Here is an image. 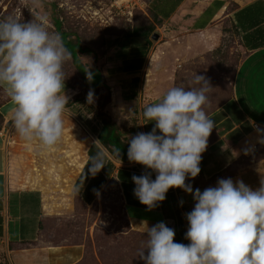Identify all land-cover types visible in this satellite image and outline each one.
I'll use <instances>...</instances> for the list:
<instances>
[{"label":"clouds","instance_id":"clouds-1","mask_svg":"<svg viewBox=\"0 0 264 264\" xmlns=\"http://www.w3.org/2000/svg\"><path fill=\"white\" fill-rule=\"evenodd\" d=\"M31 2L30 21L11 16L0 19V88L14 106L12 124L17 134L46 150L63 135V115L69 103L64 64L70 53L61 34L48 30L49 14L38 11L41 0ZM86 77L93 78L88 70ZM192 85L173 86L147 105L142 114L155 122L153 129L129 140V162L151 170L132 177L133 194L141 204L148 210L156 208L172 188L192 194L195 201L185 214L189 243L174 242L175 230L159 222L147 228L139 258L144 264H264V177L256 189L232 178L219 179L203 191H193L186 183L201 172L202 153L215 127L205 111L210 83L196 73ZM86 100L89 105L95 102L94 90H89ZM257 131L264 137V130ZM259 142L264 144V138ZM106 160L105 151L98 149L89 158L88 174L95 177ZM86 178L83 171L77 191Z\"/></svg>","mask_w":264,"mask_h":264},{"label":"rangeland","instance_id":"rangeland-1","mask_svg":"<svg viewBox=\"0 0 264 264\" xmlns=\"http://www.w3.org/2000/svg\"><path fill=\"white\" fill-rule=\"evenodd\" d=\"M156 2L158 0H41L38 9L49 14V31L58 32L55 19H59L63 29L70 33L71 40L79 39L82 46L90 48L89 52L80 54V58L90 68L100 67L107 83L99 92L94 90L93 105L109 93L111 98L107 105L111 116L117 119L120 115L118 119L122 120L125 129L137 127L136 117L118 114L116 94L122 90L130 91L134 86L132 76L122 70V63L129 58H124L126 53L123 52L130 51L131 45L125 35L134 28L150 29L154 43L145 58L144 73L147 75L144 74L141 82L142 91L149 83H152L151 87L159 85L165 90L173 86L188 88L193 86L196 73L203 75L211 86L205 105L207 114L230 97L236 68L244 56L237 35L233 33L220 34L217 41L202 50L171 48V44L166 47L164 21L158 22L154 17ZM159 3L164 4V9L172 5L170 0H160ZM31 8V0H0V19L11 16L20 22H28L33 18ZM155 33L157 39L153 37ZM199 37L195 35L190 39H195L198 44L201 42ZM158 44L160 47L156 46ZM150 58L152 63L148 66ZM64 71L68 77L65 89L69 93L75 90V96L66 107L63 135L54 147L45 150L35 140L29 143L21 139L15 130L12 131V119L5 125V117L0 111V130L5 128V134L12 136L9 139L14 142L8 145V151L12 152L7 161L8 168L12 169L11 175L17 185L41 187L44 191L45 204L48 205V216L44 218L41 233L44 242L77 245L81 255L76 264H144L139 251L146 232L130 229L118 179L110 178L91 203H86L74 187L81 173L77 167L84 160L86 147L96 136L91 131L84 133L70 118L69 109L77 107L84 113L90 108L86 100L89 89L83 84L71 54L64 64ZM166 83L171 86L167 87ZM6 99L5 90L0 88V108ZM131 137L126 138L128 143ZM104 150L113 163L122 166L118 156L106 148ZM175 239L177 243L188 244L184 236L175 234ZM0 264L3 263L0 261Z\"/></svg>","mask_w":264,"mask_h":264},{"label":"crops","instance_id":"crops-1","mask_svg":"<svg viewBox=\"0 0 264 264\" xmlns=\"http://www.w3.org/2000/svg\"><path fill=\"white\" fill-rule=\"evenodd\" d=\"M163 21L166 29V47L171 44V48L188 50L193 47L191 50H202L217 41L216 37L220 38V34L233 33L237 35L238 44L244 50V56L235 71L230 97L208 113L214 120L215 127L208 137L207 149L202 153L201 172L194 179L186 180V183L192 185L193 191H203L215 186L219 179L232 178L234 182L242 180L253 189L259 188L264 177V144L259 142L264 137L257 131L258 128L264 130V0H180ZM195 35L201 36V42L198 44L195 39H190ZM174 39H178L176 45ZM156 46L160 47L159 44ZM152 47L154 43L145 58L149 56ZM145 58L140 69L127 71L129 68L123 67L122 70L132 76V81L135 77L140 80L137 86H131L130 91L122 90L116 94L118 114L122 113L126 117L134 115L137 127L125 129L122 120L118 119L120 115L114 119L109 106L104 109L119 126L126 143V138L133 136L136 130L137 134L151 132L155 122L144 119L143 110L147 105L157 102L172 88L165 90L159 85L151 87L152 83H149L148 88L142 91ZM152 58L148 66L152 63ZM122 64L124 66V63ZM166 86L171 85L166 83ZM132 91H137V94L132 96ZM65 93L69 101L75 96V90L69 93V90L65 89ZM13 110L14 106L7 95L0 108L6 120L5 125L13 119ZM69 112L74 124L84 133L91 131L96 136L86 147L84 160L77 167L78 172H82L89 159L88 149L98 140L94 130L97 129L98 132L101 128V117L98 115V106L93 104L84 110V113L77 107L69 109ZM4 129L0 130V261L3 264H76L81 255V249L77 245L52 244L42 240L43 221L48 216L44 191L41 187L17 185L13 180L12 169L8 168L7 161L12 153L8 151V145L14 142H11L9 138L12 136L8 137ZM14 130L12 124V131ZM97 144L105 151L99 140ZM108 158L114 162L110 156ZM120 163L122 166L114 163V172L106 179L105 184L110 178L118 179L130 229L146 232L148 227L159 222H165L168 227L175 225L174 219L166 217L161 208L162 202L158 204L159 208L148 210L136 197L135 204L126 201L118 170L124 168L138 175L148 170L129 160L121 159ZM172 193L177 200L187 231L185 214L194 207L193 195L179 188L169 189L166 195L169 197Z\"/></svg>","mask_w":264,"mask_h":264},{"label":"trees","instance_id":"trees-1","mask_svg":"<svg viewBox=\"0 0 264 264\" xmlns=\"http://www.w3.org/2000/svg\"><path fill=\"white\" fill-rule=\"evenodd\" d=\"M159 1L160 0H158V2H156L155 4L154 17L158 20V22H163V20L175 9L176 5H178L180 0H170L172 2V5L168 6V9H164V4H160ZM159 16H162V18L159 19ZM55 25L58 33H60L62 36L64 45L73 57L74 64L81 75L83 84L88 87L89 90L93 89L99 92L102 87L107 85L103 71L100 69V67H88L82 62L80 58V54L89 52L90 48L82 46L79 39H77L76 41L71 40L70 33L63 29L62 23L59 19H55ZM125 40H130L131 45L130 51L125 50L123 52L126 53L124 58H131H128L129 60L127 59V61L124 62V68H129L126 69L127 71H130V69H140L143 65V60L145 56L147 55L149 49L153 44V41L151 40L150 29L141 30L139 28H134L132 31L128 32L125 35ZM122 43L124 44L125 41H123ZM87 70L92 73L93 78L91 81H89L86 77ZM139 80V77H135L133 79L135 86H137ZM132 94V96L136 95L137 91H132ZM110 98V94L108 93L106 96L103 97V100H101L97 104L98 115L101 117L102 125L101 128L98 129V132L97 129H95L94 132L97 133L100 144H102V146L106 148L110 153L115 156H118L117 152L115 151L118 149L119 154H122L121 159L128 160L127 150L129 147V143L127 144L123 140L122 131L120 130L119 126L112 121L108 112L104 111L105 107L107 106V103L110 102ZM98 149L102 148L97 143L94 146L93 143L88 149L89 158L91 155L95 154ZM88 162L89 159L75 183V188L77 189L79 180L84 171V173L87 175V178L85 179L83 188H80L78 193L82 195L84 201H86L87 203H91L99 192V190L105 184L106 179L110 177L114 172L115 165L107 156V164L105 165V167L95 177H92L90 174H88V168L90 167V163L88 164ZM147 170L149 172L151 171L150 169ZM133 175L140 176L138 175V173H135L128 169L120 168L118 170V178L122 182L126 201L129 204H135V202H137L133 194V190L135 188V184L132 181ZM152 177L153 179H155V173H152ZM166 197L168 198V200H164L162 202L161 208L163 209L166 217L172 218L176 222L175 225L169 227L175 230V234H178L180 237H185L186 231L183 225L182 216L178 208L177 200L173 193L169 197L168 195H166ZM159 207L160 206L158 205L156 208ZM174 242L177 243L175 237Z\"/></svg>","mask_w":264,"mask_h":264},{"label":"water","instance_id":"water-1","mask_svg":"<svg viewBox=\"0 0 264 264\" xmlns=\"http://www.w3.org/2000/svg\"><path fill=\"white\" fill-rule=\"evenodd\" d=\"M153 37L155 38V39H157L158 38V35L155 33L154 35H153ZM118 158H122V154L120 153L119 155H118Z\"/></svg>","mask_w":264,"mask_h":264}]
</instances>
